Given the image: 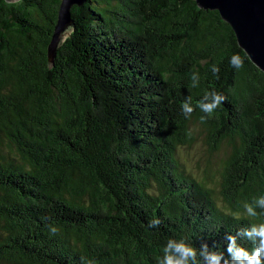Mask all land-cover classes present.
Masks as SVG:
<instances>
[{
	"label": "trees",
	"instance_id": "1",
	"mask_svg": "<svg viewBox=\"0 0 264 264\" xmlns=\"http://www.w3.org/2000/svg\"><path fill=\"white\" fill-rule=\"evenodd\" d=\"M60 1L0 0V264H158L180 237L223 251L264 195V72L194 0L73 5L50 65ZM213 90L225 100L201 122ZM196 135L218 177L181 159Z\"/></svg>",
	"mask_w": 264,
	"mask_h": 264
},
{
	"label": "clouds",
	"instance_id": "2",
	"mask_svg": "<svg viewBox=\"0 0 264 264\" xmlns=\"http://www.w3.org/2000/svg\"><path fill=\"white\" fill-rule=\"evenodd\" d=\"M229 63L237 71L244 66L239 55L231 56ZM211 72L217 75L220 68L213 65ZM191 79L192 87H197L198 74L194 73ZM224 100L225 97L214 90L205 92L195 105L205 114L200 117L201 122L211 116ZM180 110L185 119L191 117L194 111L191 97L185 98ZM243 208L244 215L253 220L247 226L240 227L235 235L227 234L224 237L226 244L223 251L213 250L207 243H202L197 248L183 237L169 238L160 249L158 264H264V195L253 197L250 203H244ZM159 223V219H153L149 226L156 227ZM50 231L54 233L56 229L53 227ZM245 243L250 244L251 248L246 247Z\"/></svg>",
	"mask_w": 264,
	"mask_h": 264
},
{
	"label": "water",
	"instance_id": "3",
	"mask_svg": "<svg viewBox=\"0 0 264 264\" xmlns=\"http://www.w3.org/2000/svg\"><path fill=\"white\" fill-rule=\"evenodd\" d=\"M15 2L18 0H7ZM87 0H61L57 20L47 45L48 63H53L57 48L71 31V7ZM200 8L217 10L234 31L238 45L250 60L264 72V0H194Z\"/></svg>",
	"mask_w": 264,
	"mask_h": 264
},
{
	"label": "rangeland",
	"instance_id": "4",
	"mask_svg": "<svg viewBox=\"0 0 264 264\" xmlns=\"http://www.w3.org/2000/svg\"><path fill=\"white\" fill-rule=\"evenodd\" d=\"M70 33V31H66L65 37ZM180 157L185 161L186 168L192 171V175L195 178L198 176H202L203 170L205 167V161L209 159L211 163V167L209 171L211 174L216 175L218 177V172L215 170L218 168L220 153L214 151L211 155L207 152V144L204 142L203 137L201 135H196V139L192 142V145L189 148H184L180 151ZM221 189V188H220ZM218 203H220V199H217Z\"/></svg>",
	"mask_w": 264,
	"mask_h": 264
}]
</instances>
